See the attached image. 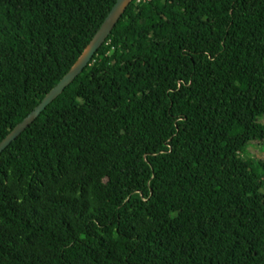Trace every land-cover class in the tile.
Returning <instances> with one entry per match:
<instances>
[{
  "label": "trees",
  "instance_id": "16d2710c",
  "mask_svg": "<svg viewBox=\"0 0 264 264\" xmlns=\"http://www.w3.org/2000/svg\"><path fill=\"white\" fill-rule=\"evenodd\" d=\"M115 0H0V141ZM264 0L125 8L0 153V264H264Z\"/></svg>",
  "mask_w": 264,
  "mask_h": 264
},
{
  "label": "water",
  "instance_id": "95a60500",
  "mask_svg": "<svg viewBox=\"0 0 264 264\" xmlns=\"http://www.w3.org/2000/svg\"><path fill=\"white\" fill-rule=\"evenodd\" d=\"M130 1L131 0L114 1L109 12L69 70L43 96L37 106L18 122L0 141V153L31 124L46 106L49 105L88 65L95 52L103 44L117 21L120 19Z\"/></svg>",
  "mask_w": 264,
  "mask_h": 264
},
{
  "label": "rangeland",
  "instance_id": "374dc122",
  "mask_svg": "<svg viewBox=\"0 0 264 264\" xmlns=\"http://www.w3.org/2000/svg\"><path fill=\"white\" fill-rule=\"evenodd\" d=\"M244 154L246 158L250 159L253 163V169L256 172H260L257 168H255V162L257 159H262L264 160V142L261 140H255L249 142L247 145Z\"/></svg>",
  "mask_w": 264,
  "mask_h": 264
},
{
  "label": "built area",
  "instance_id": "2783aa9c",
  "mask_svg": "<svg viewBox=\"0 0 264 264\" xmlns=\"http://www.w3.org/2000/svg\"><path fill=\"white\" fill-rule=\"evenodd\" d=\"M136 4H141L148 1V0H134Z\"/></svg>",
  "mask_w": 264,
  "mask_h": 264
}]
</instances>
